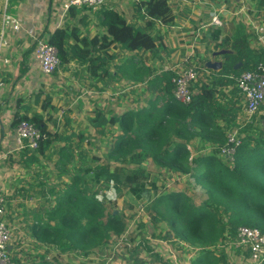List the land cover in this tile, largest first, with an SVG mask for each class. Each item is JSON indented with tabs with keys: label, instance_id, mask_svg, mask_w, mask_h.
<instances>
[{
	"label": "trees",
	"instance_id": "1",
	"mask_svg": "<svg viewBox=\"0 0 264 264\" xmlns=\"http://www.w3.org/2000/svg\"><path fill=\"white\" fill-rule=\"evenodd\" d=\"M133 4L145 13V24L134 26L126 22L121 12L106 10L102 21L105 34L97 47L96 37L78 38L76 27L68 29L67 22L47 32L45 38L57 49L62 68H67L71 59H77L94 76L96 69L105 64L95 58V52H105L110 44L129 51L153 50L156 37L151 30L155 20L169 23L173 19L169 1L136 0ZM77 12L75 6L67 11L69 18ZM225 32L221 46L230 51L222 55L218 74L231 75L227 81L235 85L231 98L225 103L219 101L218 85L222 83L220 77L214 76L206 82H195L191 101L183 104L173 98V73H167L159 80L164 94L150 99L148 107L120 117H106L95 110L88 118L94 131L103 134L105 128L114 125L120 131L108 156L121 164L111 166L107 161L99 162L97 156L83 155L85 163L72 166L71 172L63 171L67 181L52 186L53 204L41 207L42 213L34 217L29 227L35 243L52 246L58 254L76 251L88 255L110 239L118 238L125 230V214L115 213L104 200L98 199L99 190L112 189L121 194L124 189L136 197L148 193L149 185L154 186L151 172L143 166L148 161L158 170L165 168L170 175L177 172L193 177L205 192L201 202L182 191L164 192L150 205L153 223L162 222L166 227L162 238L172 235L179 242L198 248V255L188 264H228L224 254L214 249L221 241L232 242L239 226L256 227L264 233V114L260 113L264 105L255 113L258 116L240 123L238 116L244 100L234 79L241 71H254L260 63L264 64V47L251 46L252 34L244 23L234 24ZM71 37L74 41L69 44ZM236 64L239 65L235 67ZM20 120L29 121L43 134L36 150L23 149L30 153L24 158L29 165L37 162L39 155L44 156L59 135L48 130L46 119L38 112H15L9 126L14 128ZM232 129L244 135L230 163L219 155V147L226 142V132ZM195 137L211 146L210 154L190 158L188 147ZM78 138L81 140L80 134ZM57 154L61 166L71 157V152L63 147L57 149ZM63 174H57L58 178ZM238 251L244 258L249 255L248 247L239 246ZM31 264L59 263L41 255Z\"/></svg>",
	"mask_w": 264,
	"mask_h": 264
},
{
	"label": "crops",
	"instance_id": "2",
	"mask_svg": "<svg viewBox=\"0 0 264 264\" xmlns=\"http://www.w3.org/2000/svg\"><path fill=\"white\" fill-rule=\"evenodd\" d=\"M5 1V14L11 19L18 18L22 28L35 25L42 35L46 36L47 32L56 27H63L67 22L68 29L76 27L78 38L96 37V47L102 40L103 33L105 34L102 21L106 10L115 9L121 12L126 22L134 26H143L146 21L143 10L133 4L136 0H128V3L123 2L124 0H107L92 10L77 7L75 16L69 18L66 13L62 22H59L60 6L65 0ZM168 1L173 19L169 23L155 20L151 30L156 37L155 48L129 51L117 44H110L105 52H95V58L102 59L105 64L96 69L94 76H90L86 65L79 64L77 59H71L67 68L60 65L50 77L42 76L33 59V46L28 45L30 40L22 32L14 33L9 26H5L6 38L0 63V156H3L0 165V186L5 205L4 219L12 237L8 249L17 264H31L33 261L32 258H24L29 251L23 239H33L29 227L34 217L42 213L41 207L53 204L54 197L50 193L53 185L48 186L36 177L33 180L30 172L32 168L25 166L24 162L27 153L23 149L15 148L12 140L13 128L9 126L15 112L28 115L38 112L47 119L49 112L58 111L55 102L52 99L49 101L48 91L54 86L73 84L94 90L93 108L91 113L85 116L87 124L88 118L97 109L106 117H120L148 107L150 99L155 98L156 93V97H161L164 94V85L159 84L162 75L173 73L182 64L191 62L197 64L200 70L195 82H206L214 76L221 78L218 98L220 102L225 103L231 98L234 85L227 82L230 74H218L222 55L230 51L221 46L225 31L234 24L244 23L252 34L251 46L264 45V42L260 41L264 32V27L260 24L263 21L260 17L264 16V0ZM214 16L219 19L220 24L211 22ZM73 41L74 38L71 37L67 43L71 44ZM7 50L8 55L5 54ZM126 86L129 88L125 89ZM263 111L264 108L260 113ZM240 112H243V107ZM59 113L62 124L67 120H74L70 111L60 109ZM110 128L116 130L115 125L109 126L104 129L103 134ZM94 132L100 137L103 135ZM117 133V130L110 131V147L112 136ZM190 141L197 142L195 147L190 149V158L203 156L205 149L209 148V145L202 144L203 141L198 137Z\"/></svg>",
	"mask_w": 264,
	"mask_h": 264
},
{
	"label": "rangeland",
	"instance_id": "3",
	"mask_svg": "<svg viewBox=\"0 0 264 264\" xmlns=\"http://www.w3.org/2000/svg\"><path fill=\"white\" fill-rule=\"evenodd\" d=\"M127 1L124 0L123 2L128 3ZM4 10H6L5 0H0V31L2 30L1 24L2 14H5ZM260 18L263 20L260 24L264 27V16ZM5 38V34H2L0 38L1 45L5 42ZM260 41L264 42V32L261 35ZM5 54H9L8 50ZM186 65L195 64L192 62L182 64V67ZM196 68L199 75L200 70L198 66ZM194 85L195 82L191 85L192 91H194ZM128 88V86L125 87V89ZM48 93L49 101L52 99L55 102L58 111L49 112L50 115L46 119V125L49 131L57 132L59 138L50 145L44 156L39 155L37 162L29 165L25 164V166L32 168L30 172L33 180L36 177L40 181H44L48 186L63 185V182H66L67 178L62 172H71L73 170H71L72 166L78 167L85 163L84 156H97L101 159L99 162L107 161L111 166L121 164L120 161L113 160L108 156L111 142L109 133L116 130L110 128L100 137L86 123L85 116H88L87 114H90L93 108L94 90L92 88L87 89L79 85L64 84L51 87ZM156 96L157 93L155 94ZM60 109L70 111V115H73L74 120H67L62 124L59 118L61 117L59 113ZM253 116L256 117L258 114ZM247 118V115L240 112L238 121L243 123ZM117 131V134H119L120 131ZM78 134L81 135V140H79ZM243 135L244 133L240 136ZM114 137L112 136L113 140ZM196 141H190L189 150L195 147ZM59 147H63L66 152H71L69 160H64V166H61L59 162L60 155L57 154ZM205 151L203 155L210 154V145ZM28 155V153L25 154L26 157ZM143 166L151 172L150 181H154L153 187L149 185L148 193H143L136 197L124 189L121 191V194L114 192L112 189L101 188L99 190L98 199L104 200L105 203L113 208L115 213L123 211L125 214V230L118 238L110 239V242L106 243L102 248L94 249L88 255L76 251H66L58 254L57 249L54 247L47 245L39 246V243H35L33 239L29 240L26 238L23 239V242L29 252L27 256L26 254L24 255V258H32L33 261H38L39 257L43 255L45 259L50 261H54L55 259L59 264H165L164 262L168 261L169 264H174V262L171 263L172 254L170 251L176 253L175 250H177L176 256L179 263H183L187 259L188 261L193 259L198 255L199 251L182 247L180 242L172 237V235H169L166 239L162 238L166 233V227L162 222L153 223L152 215L154 212L151 210L150 205L158 194L173 191H182L196 201L201 202L206 197L204 190L196 185L194 178L189 175H170L171 173L164 168L160 169L161 171L156 169L150 161L145 162ZM60 173L63 176L58 178L57 174ZM236 250L237 247H234L231 242L225 244V240L221 241L217 248L214 249L216 253L224 254L228 264H248L247 258H244L240 251L236 253Z\"/></svg>",
	"mask_w": 264,
	"mask_h": 264
},
{
	"label": "built area",
	"instance_id": "4",
	"mask_svg": "<svg viewBox=\"0 0 264 264\" xmlns=\"http://www.w3.org/2000/svg\"><path fill=\"white\" fill-rule=\"evenodd\" d=\"M53 1V0H52ZM107 0H65L60 6V20L64 21V16L71 6L75 7H88L97 8L103 5ZM6 5V1H5ZM213 24H220L219 19L214 16L211 20ZM14 33L22 32L25 37L30 40L33 46V59L36 61L39 72L42 76L50 77L60 67V59L57 49L49 44L42 35V33L31 25L22 28L18 18H10L3 13L0 38L2 37L5 26ZM2 46V47H1ZM3 44L0 43V63L2 61ZM198 76L197 68L194 65H186L179 67L173 72L171 76V83L173 85L172 95L173 98L183 104L191 101L192 90L191 85L196 81ZM235 83L239 92L243 95L244 106L243 113L248 116V120L264 105V64L260 63L256 70H244L235 76ZM43 138L40 130L27 120H20L12 132V140L17 150L28 148L29 150H36L40 140ZM240 134L237 129H232L226 132V142L219 147V155L225 157L230 163L233 161V156L236 147L240 143ZM0 156V165L1 159ZM5 205L0 186V264H17L8 249L11 240V230L4 219ZM234 247H248L249 255L247 257L248 264H264V233L256 227L239 226L236 229L234 240L231 242ZM184 248L190 250H198L197 247L193 248L184 243H180ZM177 253V250H175ZM172 254L171 263L174 264H188V259L179 263L176 253ZM169 264L168 262H164Z\"/></svg>",
	"mask_w": 264,
	"mask_h": 264
}]
</instances>
